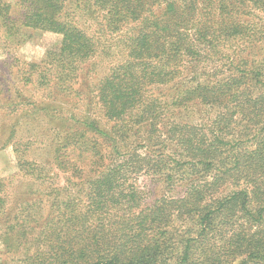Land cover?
I'll return each mask as SVG.
<instances>
[{"label": "trees", "instance_id": "trees-1", "mask_svg": "<svg viewBox=\"0 0 264 264\" xmlns=\"http://www.w3.org/2000/svg\"><path fill=\"white\" fill-rule=\"evenodd\" d=\"M0 30L59 37L16 73L55 100L105 61L54 173L0 179L11 264H264V0H0Z\"/></svg>", "mask_w": 264, "mask_h": 264}, {"label": "rangeland", "instance_id": "rangeland-1", "mask_svg": "<svg viewBox=\"0 0 264 264\" xmlns=\"http://www.w3.org/2000/svg\"><path fill=\"white\" fill-rule=\"evenodd\" d=\"M20 34L24 38L22 44L6 39L0 30V179L16 173L15 150L54 173L52 161L57 136L69 128L74 113L84 110L93 84L105 72L102 68L105 61L97 58L92 71L88 64L84 80L75 86L81 95L79 99L61 93L55 100L39 88L25 87L16 75L17 69L25 62L43 59L46 51L58 44L59 37L30 30H21ZM11 263L12 257L2 253L0 244V264Z\"/></svg>", "mask_w": 264, "mask_h": 264}]
</instances>
